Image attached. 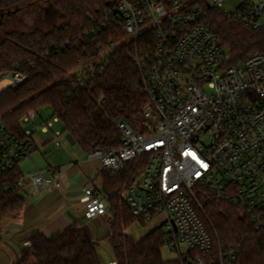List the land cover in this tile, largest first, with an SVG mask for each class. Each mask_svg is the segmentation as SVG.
Returning a JSON list of instances; mask_svg holds the SVG:
<instances>
[{"label":"built area","instance_id":"obj_1","mask_svg":"<svg viewBox=\"0 0 264 264\" xmlns=\"http://www.w3.org/2000/svg\"><path fill=\"white\" fill-rule=\"evenodd\" d=\"M211 7L221 8L222 0H116L108 9L102 26L119 22L129 38L145 43L136 61L148 102L138 127L122 118L115 121L118 146L97 148L87 158L113 173L131 161L144 164L126 190L136 220L125 232L133 242L147 235L146 225L161 219L151 231L163 229L165 245L185 264H238V247L208 256L213 239L201 212L204 195L211 194L239 206L256 229H264V53L231 64L209 21ZM225 14L264 31V0H243ZM106 54L100 52L97 59ZM95 62L80 65L79 77L86 78L87 69L93 73ZM26 80L20 69L0 73V83L8 81L3 89ZM38 115L30 110L23 122L36 126ZM52 126L48 121L37 128L47 132ZM61 135L54 132L53 140L66 147ZM36 149L30 130L22 136L0 121V172L19 166ZM58 177L56 170L49 177L37 169L15 181L23 194L28 186L36 192L51 189ZM85 194L88 217L108 214L100 186L89 184Z\"/></svg>","mask_w":264,"mask_h":264},{"label":"trees","instance_id":"obj_2","mask_svg":"<svg viewBox=\"0 0 264 264\" xmlns=\"http://www.w3.org/2000/svg\"><path fill=\"white\" fill-rule=\"evenodd\" d=\"M23 0H0V18L18 12ZM116 0H54L60 23L45 29L37 23L32 29L14 28L0 39V73L20 69L27 80L19 86L0 88V121L19 135H25L23 118L30 110L39 113L51 108V117L63 123L88 154L97 148L120 144L117 119L138 127L148 97L136 56L144 47L142 38L131 39L122 24L106 27L100 22ZM209 21L229 52L231 64H241L251 53H264V31L253 30L227 17L221 8H208ZM6 16V17H5ZM106 51L105 58L97 59ZM92 61L80 78L76 69ZM144 164L131 161L121 172L100 171L104 199L110 206V245L117 264H185L178 256L165 259V232L158 228L138 242L125 230L136 220L125 192ZM23 172L19 166L0 172V242L3 220L18 212L25 198L15 181ZM10 183V187L5 184ZM202 220L213 239L208 256L220 249L238 247V264H264V229H256L240 207L230 201L204 195ZM14 264H103L83 228L71 224L47 237L33 231Z\"/></svg>","mask_w":264,"mask_h":264},{"label":"crops","instance_id":"obj_3","mask_svg":"<svg viewBox=\"0 0 264 264\" xmlns=\"http://www.w3.org/2000/svg\"><path fill=\"white\" fill-rule=\"evenodd\" d=\"M6 85L7 83L2 88ZM86 160H88L86 170L83 171L75 166L79 160L70 161L66 165H48L46 170L42 171L49 177L53 170L58 171L57 186L43 192H36L31 186L26 188V192L23 193L25 198L23 207L2 222L0 264H14L22 252L29 248L28 237L33 231L40 230L47 237H51L74 223L87 233L102 261H104L102 256L105 254L110 264H117L110 245V213L92 218L86 215L85 187L91 183L96 184L98 178L101 180L99 175L104 168L97 159ZM92 220L99 222L98 229L93 228Z\"/></svg>","mask_w":264,"mask_h":264},{"label":"rangeland","instance_id":"obj_4","mask_svg":"<svg viewBox=\"0 0 264 264\" xmlns=\"http://www.w3.org/2000/svg\"><path fill=\"white\" fill-rule=\"evenodd\" d=\"M243 0H222V9L224 11H235ZM6 17V16H5ZM0 18V39L3 38L7 31L14 28L23 30L32 29L39 23L45 29H52L60 23V13L54 4V0H23L21 8L18 12L12 13L6 18ZM6 81L4 84H6ZM3 84H0V88ZM36 119V126L32 122L24 121L23 127L25 130H30L33 133L39 150H35L30 157H27L21 162V168L25 174L35 171L37 168L46 170L48 165H66L70 161L74 162L79 160L76 167H80L81 171L86 170V162H88L86 153L82 148L75 144L72 145L66 138L63 123L60 120H55L51 117V108H42ZM52 121L53 126L49 131H44L42 128H37L42 122ZM61 132L60 139L65 143L66 147H57L53 140V133ZM101 186V180L98 178L95 182ZM126 198V192H125ZM127 200V198H126ZM161 219L155 221L157 225ZM91 225L94 229H98L99 222L92 220ZM155 225H146L145 232L148 234ZM108 227V226H107ZM107 229V228H106ZM105 232V231H104ZM185 249V246L183 247ZM162 253L165 259H175L179 256L177 250H173L168 246H164ZM104 264H110L108 257L103 254Z\"/></svg>","mask_w":264,"mask_h":264},{"label":"water","instance_id":"obj_5","mask_svg":"<svg viewBox=\"0 0 264 264\" xmlns=\"http://www.w3.org/2000/svg\"><path fill=\"white\" fill-rule=\"evenodd\" d=\"M66 138L72 145L76 144V140L71 133H66ZM108 212H110V206H108Z\"/></svg>","mask_w":264,"mask_h":264},{"label":"bare ground","instance_id":"obj_6","mask_svg":"<svg viewBox=\"0 0 264 264\" xmlns=\"http://www.w3.org/2000/svg\"><path fill=\"white\" fill-rule=\"evenodd\" d=\"M5 82H6V81H3V82L0 83V84H3L2 87L5 85V84H4Z\"/></svg>","mask_w":264,"mask_h":264}]
</instances>
